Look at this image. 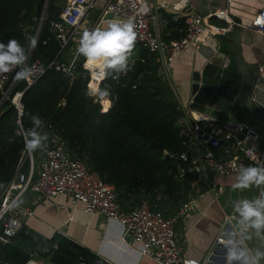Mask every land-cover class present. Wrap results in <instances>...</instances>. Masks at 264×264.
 Masks as SVG:
<instances>
[{
	"label": "trees",
	"instance_id": "1",
	"mask_svg": "<svg viewBox=\"0 0 264 264\" xmlns=\"http://www.w3.org/2000/svg\"><path fill=\"white\" fill-rule=\"evenodd\" d=\"M45 1L0 0V42L16 39L27 48L30 39L26 29L36 25ZM56 1L49 2L34 53L45 67L61 48L52 25L62 20L60 12L53 9ZM133 50L136 53L130 56L126 74L111 70L106 73L101 92L109 91L112 106L107 111L87 93L89 76L82 61L73 77L48 67L25 90L20 124L17 109L10 101L0 107V192L17 172L25 150L24 135L18 130H28L29 114H38L44 121L41 132L48 137L43 144L52 145L53 139L64 142L73 158L82 160L115 187L123 209L129 211L147 201L152 210L168 217L195 194L188 174L182 176L179 171L180 154L187 151L190 141L180 122L185 110L160 74L158 55L136 40ZM25 85L21 82L16 90H23ZM37 151L33 152L36 160ZM29 167L30 160H26L22 169ZM39 245L49 249L45 257L57 264H76L80 258L95 261L89 251L65 236L42 239L22 226L12 242L0 244V264H24L29 258L24 248Z\"/></svg>",
	"mask_w": 264,
	"mask_h": 264
},
{
	"label": "built area",
	"instance_id": "2",
	"mask_svg": "<svg viewBox=\"0 0 264 264\" xmlns=\"http://www.w3.org/2000/svg\"><path fill=\"white\" fill-rule=\"evenodd\" d=\"M46 2L47 0L36 25L26 29L30 41L33 38L36 40L35 48L27 46L28 59L23 66L32 68L31 82L24 81L25 88L16 90L23 82L14 79L20 67L13 68L9 73L0 74V104L2 106L10 101L16 107L19 124L24 108L23 93L37 82L48 67H54L66 76L73 77L77 65L82 61V66L89 76L87 93L101 104L103 111H107L112 106L108 97L109 91L105 90L107 94L101 95V87L107 70L103 72L100 79H97L93 68L85 67L84 58L77 57L76 53L80 35L84 31L101 27L107 16H112L113 21L131 20L135 25L136 41L149 52L157 54L160 63L167 64V66L177 53L197 51L205 43L204 38L207 34L229 32L226 27L209 24V18L212 15L230 20L225 10L211 12L208 15L189 13L184 18V34L165 40L151 28L150 22L153 15L142 11L143 0H105L95 23L91 27H84L82 22L89 10L96 6L97 0H66L60 11L62 20L52 24L61 48L57 57L48 67H45L38 58H35L34 53L47 18ZM251 27L256 33L264 35V6L255 14ZM106 101L109 102L107 110H105ZM238 131L240 128L228 129L215 119H195L193 133L208 144L201 156L203 167L222 176L239 174L242 167H264V158L260 150L246 147V140L236 138ZM18 132L25 134L23 128ZM225 140L232 141L234 148L240 150L242 156L234 154L226 160L219 159L215 151ZM52 143V145L43 146L42 158L36 170L34 154L24 150L17 172L0 192L1 245L12 242L19 233L23 226L20 215H33L25 203V198L29 193L37 194L44 199L63 194L70 197L74 206L82 204L88 213H101L120 222L124 226L122 239L126 244L130 247L138 245L135 249L158 264H203L195 259L182 257L176 232V225L197 208V193L191 195L176 213L168 217L161 211L152 210L147 201H143L129 211L124 210L112 184L105 181L96 171L91 170L82 160L73 158L66 150L64 142L53 139ZM180 158L182 163L179 165V171L182 176L194 171L199 172L196 167L189 165L190 156L187 152L181 153ZM26 160H30V167L23 170L22 167ZM219 190L221 191V188ZM218 240L222 239L218 238ZM45 252H49V249L47 248ZM24 264L57 263L46 257L31 255ZM76 264H104V261L96 259L94 262H88L80 258Z\"/></svg>",
	"mask_w": 264,
	"mask_h": 264
},
{
	"label": "crops",
	"instance_id": "3",
	"mask_svg": "<svg viewBox=\"0 0 264 264\" xmlns=\"http://www.w3.org/2000/svg\"><path fill=\"white\" fill-rule=\"evenodd\" d=\"M104 3L105 0H97L96 6L84 18L82 26L91 27L95 23ZM263 6L264 0H143L142 4V11L153 15L151 28L165 40L184 34V18L190 13L188 9H193L200 15L225 10L230 18L210 16V25L226 27L229 32L209 33L204 38L205 43L197 51L177 53L170 65L160 64V74L170 83L173 97L185 110V117L180 122L184 134L190 138L186 152L190 156L189 165L199 171L188 174L198 195L197 208L176 225L177 238L182 257L192 258L200 263H205L209 252L217 243L226 250L227 239L222 235L225 215L217 196L219 188L222 190L232 187L237 182L238 174L222 176L202 165L201 156L208 144L193 133V125L195 119L213 118L190 108L191 75L201 67L205 61L204 56L215 51L222 53V60L227 62L233 60L236 63L240 59L243 67L254 71L264 90V35L256 33L251 27L255 14ZM112 18L107 16L101 27L106 28L113 21ZM135 53L132 48L130 56ZM254 145L249 138L246 140V147H255ZM43 146L45 144L37 151L38 162L42 158ZM215 153L222 160L230 158L232 154L242 156L240 150L234 148V143L228 140L223 141ZM25 201L33 215H20L23 226L42 239H51L55 235L65 236L89 251L95 260L101 259L112 264H158L135 249L138 245L130 247L126 244L122 239L124 226L120 222L101 213L86 212L82 204L74 206L66 195L44 199L29 193ZM218 238L222 240L219 241ZM56 246L57 244L54 245ZM46 249L42 245L24 248L29 257L34 255L40 258L45 257ZM215 264L220 263L215 261Z\"/></svg>",
	"mask_w": 264,
	"mask_h": 264
},
{
	"label": "water",
	"instance_id": "4",
	"mask_svg": "<svg viewBox=\"0 0 264 264\" xmlns=\"http://www.w3.org/2000/svg\"><path fill=\"white\" fill-rule=\"evenodd\" d=\"M49 2L47 0L45 6L47 11ZM187 11L197 14L193 9ZM222 56V53L213 51L204 56L205 61L201 67L192 72L189 106L193 111L219 121L228 129L240 128L236 138H249L264 158V90L254 71L243 67L240 59L236 63L233 60L227 62L222 60ZM258 194L259 189L255 187L242 192H233L231 187H225L217 196L225 215L223 237L227 241L235 239L250 255L257 249L264 250V235L245 232L239 225L238 217L232 212L230 203L234 199L252 198ZM215 261L226 264V250L218 243L212 247L203 264H215ZM104 264L112 263L104 261Z\"/></svg>",
	"mask_w": 264,
	"mask_h": 264
},
{
	"label": "clouds",
	"instance_id": "5",
	"mask_svg": "<svg viewBox=\"0 0 264 264\" xmlns=\"http://www.w3.org/2000/svg\"><path fill=\"white\" fill-rule=\"evenodd\" d=\"M135 25L131 20L111 21L107 27H98L84 31L79 38L76 49L77 57L84 58V66H95L101 70L115 71L126 74L129 68L130 53L136 40ZM33 38L28 48H35ZM28 59L27 49L16 39L7 43L0 42V74L9 73L15 67L20 70L15 73L16 81L31 82L33 70L23 67ZM107 92H101L106 95ZM31 127L23 136L24 149L33 153L42 147L48 139L42 134L44 121L38 114H29ZM258 188L259 194L252 198H238L230 203L232 212L238 217L239 225L245 232L264 235V167L247 166L239 170L237 182L231 187L233 192ZM264 261V250L257 249L251 255L244 250L235 239H229L226 244V264H261Z\"/></svg>",
	"mask_w": 264,
	"mask_h": 264
},
{
	"label": "rangeland",
	"instance_id": "6",
	"mask_svg": "<svg viewBox=\"0 0 264 264\" xmlns=\"http://www.w3.org/2000/svg\"><path fill=\"white\" fill-rule=\"evenodd\" d=\"M65 2H66V0H57L56 2H54V4H53L54 11L60 12L62 7L64 6ZM47 13H48V11H47ZM34 159H35V164L38 165V160H36L35 155H34Z\"/></svg>",
	"mask_w": 264,
	"mask_h": 264
},
{
	"label": "bare ground",
	"instance_id": "7",
	"mask_svg": "<svg viewBox=\"0 0 264 264\" xmlns=\"http://www.w3.org/2000/svg\"><path fill=\"white\" fill-rule=\"evenodd\" d=\"M94 75H95V77H96L97 79H100V78L103 76V74H101V73H99V72H94ZM108 105H109V102L106 101V102H105V110L108 108Z\"/></svg>",
	"mask_w": 264,
	"mask_h": 264
}]
</instances>
